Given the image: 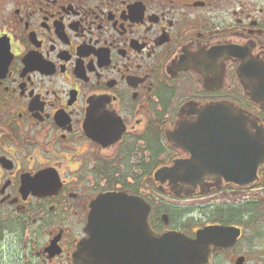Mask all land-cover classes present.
<instances>
[{
	"label": "flooded vegetation",
	"instance_id": "flooded-vegetation-1",
	"mask_svg": "<svg viewBox=\"0 0 264 264\" xmlns=\"http://www.w3.org/2000/svg\"><path fill=\"white\" fill-rule=\"evenodd\" d=\"M232 126L264 129V0H0V264H74L115 193L159 235L237 231L209 264H264V162L246 185L207 164Z\"/></svg>",
	"mask_w": 264,
	"mask_h": 264
},
{
	"label": "water",
	"instance_id": "water-1",
	"mask_svg": "<svg viewBox=\"0 0 264 264\" xmlns=\"http://www.w3.org/2000/svg\"><path fill=\"white\" fill-rule=\"evenodd\" d=\"M236 121L233 114L232 123ZM231 131L221 157L207 160L215 171L210 173L211 178L251 184L264 162V129L253 133L250 129L246 132L232 126ZM182 164L175 162L173 168L158 171L155 180H169L175 186L180 180L190 184L197 178L191 176L195 162ZM184 168L190 176L179 173ZM206 176L201 174L198 178ZM149 213V205L141 198L122 193L101 195L91 205L85 227L87 238L77 246L73 263L209 264L211 253L231 246L238 235L234 229L219 226L198 231L195 239L176 232L159 235L150 227Z\"/></svg>",
	"mask_w": 264,
	"mask_h": 264
},
{
	"label": "rangeland",
	"instance_id": "rangeland-1",
	"mask_svg": "<svg viewBox=\"0 0 264 264\" xmlns=\"http://www.w3.org/2000/svg\"><path fill=\"white\" fill-rule=\"evenodd\" d=\"M185 226H187V225H185ZM257 244H258V241H256V245H257ZM263 258H264V256H263ZM8 262H9V261H8ZM8 262H7V263H8Z\"/></svg>",
	"mask_w": 264,
	"mask_h": 264
}]
</instances>
